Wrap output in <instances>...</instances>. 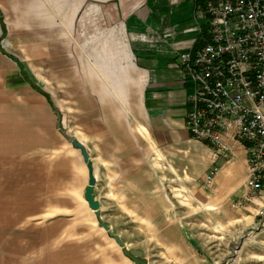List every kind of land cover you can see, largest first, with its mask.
Segmentation results:
<instances>
[{
  "label": "crops",
  "instance_id": "crops-1",
  "mask_svg": "<svg viewBox=\"0 0 264 264\" xmlns=\"http://www.w3.org/2000/svg\"><path fill=\"white\" fill-rule=\"evenodd\" d=\"M96 1L104 2L109 13L103 17L111 23L88 39L90 70L96 75L102 70L100 75L110 80V85L94 89L102 107L99 110L94 98L95 115L101 122L103 112L112 121L116 118L128 140L134 137L127 125L131 118L136 130L150 138L156 153L145 159L152 160L147 179L154 209H163L161 203L169 206L171 193L181 195L173 188L168 192V179L188 183L217 162L212 196L245 201L241 182L248 161L242 144L235 142L234 154L214 160L211 144L190 134L186 126L192 85L183 75L178 51L208 37L207 25L196 15L203 2ZM97 4L88 3L87 8L88 25L94 28ZM22 16H29L36 26L5 19ZM197 22L201 29L195 28ZM55 28L50 26L45 0H0V264H81L73 142L57 123L61 109L40 75L52 71V45H65L64 33L56 35ZM1 36L9 42L4 45ZM58 52L59 60H66V51ZM117 75L123 81L117 83ZM123 111L129 115L126 122ZM60 123L69 134L61 118ZM107 125L111 128L113 123ZM118 134L115 129L107 132L103 149L99 143L102 160L122 153ZM136 148L126 147L128 153ZM160 159L168 162L169 176L168 168L155 169ZM198 190V195L204 193Z\"/></svg>",
  "mask_w": 264,
  "mask_h": 264
},
{
  "label": "rangeland",
  "instance_id": "rangeland-1",
  "mask_svg": "<svg viewBox=\"0 0 264 264\" xmlns=\"http://www.w3.org/2000/svg\"><path fill=\"white\" fill-rule=\"evenodd\" d=\"M45 1L50 26L56 27L52 32L56 35L64 33L65 45H52L51 51H55L52 71L40 75L61 109L63 125L85 144L95 175L93 192L100 201L99 210L105 221L120 233L131 251L148 256L147 264H264V178L261 192L242 203L225 196L214 198L211 194L213 181L208 183L204 173L188 183H179L174 178L169 182L168 179V192L173 188L181 195L173 196L170 192V205L161 203L165 206L163 209H154L152 205L156 201L149 198L147 179V169L152 160L145 159L146 154L156 153L155 150L152 152L150 138L137 131L138 126L130 117L127 125L134 137L128 140L126 132H120L122 128L117 125L116 118L113 117L112 121L103 112L104 128L101 118L95 115L94 98L99 110L102 107L94 89L102 84L110 85V80L105 74L100 75L102 70H97V75L90 70L89 40L98 30L110 26L111 20L106 23L103 17L109 11L103 9L104 2L96 0H80L77 13L74 10L76 0ZM92 2L100 5L94 14L98 24L95 28L88 25L90 15L87 16V8ZM5 19L28 27L36 26L29 16ZM1 38L4 45L9 42L6 36ZM51 40L57 41V36H52ZM59 49L66 51V60L62 57L59 60ZM116 78L117 83L123 81L122 76L117 75ZM122 113L126 122L129 115L125 111ZM110 122L113 123L112 127L109 125L111 128L107 125ZM113 129L121 135L118 139L122 153H116V156L109 154L102 160L104 156L98 155V145L101 142L99 149L106 146L107 132ZM128 145H136L137 148L128 153ZM73 152L81 264H136L99 224L95 210L84 196L89 167L80 147L73 144ZM114 158L120 160L113 163ZM158 164L155 169L169 166L162 159ZM158 171L162 173L164 170ZM169 173L168 168L166 176ZM198 188L204 192L202 195H198ZM260 208H263L262 213L258 211Z\"/></svg>",
  "mask_w": 264,
  "mask_h": 264
},
{
  "label": "built area",
  "instance_id": "built-area-1",
  "mask_svg": "<svg viewBox=\"0 0 264 264\" xmlns=\"http://www.w3.org/2000/svg\"><path fill=\"white\" fill-rule=\"evenodd\" d=\"M201 1L196 15L208 37L178 51L192 85L186 126L211 144L214 160L234 154L235 142L242 144L246 201L261 192L264 178V0ZM219 167L217 162L205 171L208 183Z\"/></svg>",
  "mask_w": 264,
  "mask_h": 264
},
{
  "label": "water",
  "instance_id": "water-1",
  "mask_svg": "<svg viewBox=\"0 0 264 264\" xmlns=\"http://www.w3.org/2000/svg\"><path fill=\"white\" fill-rule=\"evenodd\" d=\"M57 123H58L59 127H61V130L63 131L64 135L68 139H71L75 146L80 147L81 152H83V154H84V159H86L87 166L89 167V173H88V179H87L88 182H87L85 189H84V196H85V198H87L89 206L93 210H95L99 224H101L105 227L108 234L110 236H112L116 240V242L119 243V245L122 248L123 253H125L128 257L133 259V261L136 264H147L148 256H146L144 254L135 253L133 251H130V249L127 247V244H126L124 238L121 237L120 233L117 231L115 232L112 229L111 224L106 222L105 219L103 218V216L99 210L100 201L98 200V198H96V196L94 195V192H93L94 185H95L96 181H95V175L93 173L92 166H91V159L89 158V153L86 151L85 144H83V142L81 140H79L78 138H76L72 134H70V133L68 134L67 132H65V130L62 128L61 123H60V113L59 112H58Z\"/></svg>",
  "mask_w": 264,
  "mask_h": 264
}]
</instances>
